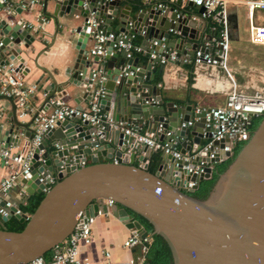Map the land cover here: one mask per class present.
<instances>
[{
    "label": "water",
    "instance_id": "water-1",
    "mask_svg": "<svg viewBox=\"0 0 264 264\" xmlns=\"http://www.w3.org/2000/svg\"><path fill=\"white\" fill-rule=\"evenodd\" d=\"M53 2V15H67L69 26L74 19L71 10L78 11L81 20L69 30L75 37L76 51L71 66L62 73L51 72L33 59L34 67L41 71L36 82L44 95L41 108L46 111L48 100L61 92L73 94L76 106L82 108L80 102L92 100L94 92L102 88L100 106L112 121L123 122L125 128L137 131L147 122L149 133L161 125L176 136L181 151H194L202 145L205 112L193 114L191 105L179 106L162 99L159 87L152 84V62L138 66V57H126L123 49L115 51L112 41L106 42L103 58L88 56L87 45L93 41V34L87 19L94 13L109 32L117 18L118 30L146 33L149 40L156 42L152 46L155 54L174 63L177 60H172L169 52L174 51L176 58L193 56L208 22L200 19L198 23L186 13L177 16L174 7L155 9L150 2L135 1L132 7L123 8L119 7L122 0H87L85 5L84 0ZM22 4L28 6L30 2L22 0ZM186 5L193 6L191 2ZM195 7L199 13L203 11L202 7ZM20 12L21 8L16 7L0 17V63H12L15 71L26 74L30 68L25 66L23 54L34 38L26 24L15 19ZM169 29L178 31L176 38L170 37ZM158 60L157 56L153 61ZM68 88L70 92H66ZM0 102L3 108L10 106L7 113L0 109L2 145H22L23 152H32L26 177L18 175L9 191L19 189L26 196L43 193L29 215L16 212V206H11L7 215L0 214L2 222L11 217L25 222L19 231L0 227V264H27L53 252L82 216L108 211L102 202L105 199L114 201L118 218L126 227L137 229L141 238H150L151 234L130 211L150 222L153 233L167 242L173 264H264V113L254 128L252 118L249 119L250 137L240 143L207 196L198 198L190 193L201 180L212 177L213 167L205 166L203 174H188L183 165L193 167L195 161L162 154L161 163L152 173L146 164L135 162V154L148 151L147 145L107 121L91 125L67 118L46 129L39 144L32 146L33 122L41 108L28 120H20L12 98L0 95ZM189 134L193 136L191 141L186 140ZM158 138L166 139L164 133H159ZM80 161L87 162L78 166ZM211 161L213 166L221 163L218 158ZM225 161L223 156L222 162ZM184 174L195 182L188 190L181 188ZM50 176L57 178L53 184L49 183Z\"/></svg>",
    "mask_w": 264,
    "mask_h": 264
},
{
    "label": "built area",
    "instance_id": "built-area-1",
    "mask_svg": "<svg viewBox=\"0 0 264 264\" xmlns=\"http://www.w3.org/2000/svg\"><path fill=\"white\" fill-rule=\"evenodd\" d=\"M86 1L84 0V5ZM177 1L139 0V2L152 3L155 9L163 10L168 7H174V10L177 11V16L180 15L179 13H182V16L186 13L195 20L202 19L208 22V19H211L217 23L216 26L207 24L206 28L211 33L210 36L207 35V31L199 35V44L193 56L186 54L181 57L182 59L180 58L183 64L192 63L193 78L196 81L197 76L209 70L210 72L213 71V77L216 80V91L225 94V100L220 105H196L193 107V114L205 112L204 125L202 127V145L194 151H181L176 146V137L171 131L163 129L161 125L156 128L154 133H142L131 127L125 128L123 122L112 121L100 106V99L104 96V90L99 88L94 92L92 100L88 101L86 106L82 108L63 103L57 97H52L47 102L49 107L53 108L51 112L47 113L41 108V105V109H37H40V111L33 122L34 136L31 140L32 146L39 144L46 129L55 127L58 121L67 118H77L80 121H87L91 125H99L102 121H107L110 126L120 128L124 133L131 135L135 141L146 144L150 151L171 154L175 159L185 162L195 161L196 163L193 167L183 165V169L187 170L188 174H203L205 166L213 167L214 162L211 159L218 158V161L222 162L223 156L226 160L231 158L234 149L250 137L249 119L258 118L264 113V87L254 86L247 82L245 88H242L231 73L228 66L230 45V30L227 23L228 10L230 5L246 7L248 21L247 39L251 44L264 46V0H179V5L176 4ZM29 2L33 4L38 2V0H29ZM189 2L202 7L203 11L200 14H192L191 11L184 10ZM181 6L183 7L182 9ZM11 9H13L12 0H0V10L4 13H9ZM87 23L90 24L91 33L93 34V41L87 48V55L90 57L98 56L103 58L107 48L106 42L112 41V48L115 51L123 49L128 58L133 57V53L137 52L147 56L152 65L157 62L160 64L167 62L164 56L156 55L155 49L152 47L149 50H144L138 45H133V33L106 32L103 22L97 20L94 13L89 14ZM129 24L131 25V23ZM27 27L30 26L28 25ZM169 32L178 33V31L173 29H169ZM154 44H156L155 41L152 42V46ZM157 56L159 60L153 61ZM169 56L172 60L176 59L174 51L169 52ZM221 72H223L222 75ZM20 74V72L15 71V65L12 63H0V95L13 99L17 117L20 120H24L25 116H29L32 110L29 101L36 92L37 85L26 84ZM101 78L102 76L100 75ZM247 88L251 90L248 91ZM196 119L189 121L187 123L188 126H191ZM181 126L183 127L184 123ZM159 133H164L166 139L160 140L158 138ZM2 144L0 143V159L6 166L8 173L0 180V214L7 215L11 206H16V212H21L19 207L8 199V192L15 184L18 175L23 178L26 177L32 152L31 150L16 151L12 143L6 147ZM85 163V161H80L78 166ZM182 178L184 179L181 187L183 190H188L195 183L187 179V174H184ZM48 179L50 184L57 180L54 176H50ZM102 202L107 206L108 211L114 207V201L111 199H105ZM99 213L101 214L100 211L96 212L95 216ZM95 216H82L72 233L53 249L49 259L43 256L37 257L27 264H87V258L81 256L80 244L90 243L92 238L91 226ZM149 239V237L141 238L139 231L131 228L122 246L125 248L138 247L140 253L122 264H143L142 254L146 251L145 242ZM102 253L107 261L106 264H114L109 261V250H105Z\"/></svg>",
    "mask_w": 264,
    "mask_h": 264
},
{
    "label": "crops",
    "instance_id": "crops-1",
    "mask_svg": "<svg viewBox=\"0 0 264 264\" xmlns=\"http://www.w3.org/2000/svg\"><path fill=\"white\" fill-rule=\"evenodd\" d=\"M135 0H122L120 3V8L124 6H131ZM233 2V1H231ZM13 9L21 8V12L15 15V19L21 20L26 24V26H30L29 32L33 36V41L27 48L24 50L25 54V66L29 69V72L26 74H20L24 79L26 84L34 85L40 78L41 71L36 69L33 65V59H37V62L44 68L50 70L51 72H63L66 68L72 65L74 58L76 56V51L74 50V42L75 37L70 34V28L73 25L77 24L81 19L79 18L78 11L71 10L74 19L69 26L68 16H54L53 12L54 2L53 0H43L38 1L33 4H29L28 6H24L22 4V0H12ZM238 6H232L230 11L234 12L233 24H228V27H234V29L239 28L237 22L236 8ZM177 8V7H176ZM183 7L181 6V9ZM184 10L191 11L192 14H200L198 9L193 6H187ZM229 11V10H228ZM56 12V11H55ZM4 14L2 10H0V17ZM236 15V16H235ZM77 17V18H76ZM102 21V20H101ZM198 23L201 21L198 19ZM103 22V21H102ZM227 23H229L227 21ZM103 25L105 26L104 22ZM118 26V19L115 18L112 21L111 31L116 33H121L122 31L118 30L116 27ZM232 29V28H231ZM233 29V30H234ZM208 32V28H206ZM172 38H176L177 35L173 32H170ZM211 34L210 32H208ZM236 33L239 35V31L236 30ZM133 40H137L140 42V47L144 50H149L152 47V41L148 39L146 33L137 32L133 33ZM214 34V33H213ZM148 44L146 45V42ZM92 42L88 43V47ZM41 50V51H40ZM44 53L41 54V52ZM143 55V54H141ZM133 57H137L136 55ZM147 57V56H146ZM182 59V58H181ZM180 58H176L177 63L174 62H166L164 64H160L157 62L156 64L151 66L153 70V85H157L160 90V95L162 99L166 101H173L175 104L179 106L191 105L192 111L193 107L196 105L202 106H216L223 103L225 100L224 96L217 94H207L206 90H215L216 91V80L214 79V72L207 71L206 73L197 76V81L193 78V82L191 84L188 83V71L182 63ZM102 61L106 62V59ZM148 58L146 63L148 62ZM146 63H142L141 59H138V66H144ZM96 63H94L95 65ZM159 65L160 69H155V65ZM158 72H160L159 77H157ZM57 77V82H59V76ZM229 82V81H228ZM220 84V83H219ZM218 84V85H219ZM223 85V84H222ZM225 86V85H224ZM66 92H70L68 88ZM55 97L62 100L63 103L76 105L74 102V95L68 93H56ZM44 95L38 91V87L36 92L30 98V107L32 108L29 116H25L24 120H28L31 115L37 111L38 108L41 107L43 103ZM88 101L83 100L80 102L82 107H85ZM2 103L0 102V109H2ZM5 113L10 110V106L8 108H3ZM53 110L52 107H48L46 110L47 113ZM3 117L5 114H1ZM147 122L140 125V131L142 133H149L147 131ZM151 133V132H150ZM176 137V136H175ZM193 138L192 135H188L186 137L187 141H191ZM23 142V141H22ZM2 143V141H0ZM13 145V144H12ZM177 148L181 149V146L176 141ZM16 151H23L22 145H14ZM154 151L137 152L135 154V162L136 163H144L148 164L149 158ZM87 161L90 160V157H87ZM142 158V160H140ZM86 161V162H87ZM8 171L6 166L3 164V161L0 159V180L7 175ZM38 194V193H34ZM33 194V195H34ZM31 196V195H30ZM29 196L23 194L19 191V189H12L8 192V199L11 200L18 207L21 204H24ZM115 208L112 207L109 211L101 212V214H97L92 222V238L89 244H80V253L82 257L87 258V264H106V260L103 256V251L109 250L110 252V260L114 264H122L132 258L135 255V248H125L122 246L123 241L130 233V228L126 227L125 223L122 222L115 213ZM2 221H0V226Z\"/></svg>",
    "mask_w": 264,
    "mask_h": 264
},
{
    "label": "trees",
    "instance_id": "trees-1",
    "mask_svg": "<svg viewBox=\"0 0 264 264\" xmlns=\"http://www.w3.org/2000/svg\"><path fill=\"white\" fill-rule=\"evenodd\" d=\"M138 1L139 0H135ZM208 25H217L216 22H213L211 19H208ZM133 45L140 46V42L137 40L132 39ZM142 53L134 52L133 56H137L138 59H141L142 63H146L147 57L145 55H141ZM188 71V83L191 84L193 82V65L192 63L183 64ZM156 70L160 69V66L157 64L154 67ZM159 77L160 72L157 74ZM259 121V118H258ZM258 124V123H257ZM240 145L236 147L234 155L226 160L225 162H221L219 165L213 166V173L212 177L209 179H203L199 182L198 188L191 192L190 194L198 197V198H204L207 196L208 192L210 191L211 187L213 186L215 180L217 179L218 175L227 167V165L231 162L233 157L236 155L237 151L239 150ZM162 153L159 151H156L151 154L148 164H147V170L154 173L159 164L162 161ZM43 197V193L34 194L28 197L26 202L24 204H21L19 206V210L26 214H31L40 200ZM130 213L133 215L135 219H137L145 230L148 231L149 234H151L150 239L145 242L146 251L142 254V259L145 264H173V257L171 250L167 244V242L162 238V236L153 233V226L150 222H148L144 217L140 216L139 214H136L135 212L130 211ZM25 225V222H19L18 219L15 217H11L9 220L2 222L0 227H5L8 230H21ZM139 248L137 247L135 249V255H139ZM52 255V252H47L43 256L46 259H49Z\"/></svg>",
    "mask_w": 264,
    "mask_h": 264
},
{
    "label": "rangeland",
    "instance_id": "rangeland-1",
    "mask_svg": "<svg viewBox=\"0 0 264 264\" xmlns=\"http://www.w3.org/2000/svg\"><path fill=\"white\" fill-rule=\"evenodd\" d=\"M234 5H230L229 11ZM239 28L229 27L230 45L228 66L236 82L245 88L247 82L254 86L264 87V46L254 45L248 41V21L246 7L236 8ZM230 26V24H229ZM234 29V30H233ZM236 30L239 31L236 33ZM223 72H221V75ZM250 91V88H247ZM207 94H217L225 97L222 92L206 90Z\"/></svg>",
    "mask_w": 264,
    "mask_h": 264
},
{
    "label": "flooded vegetation",
    "instance_id": "flooded-vegetation-1",
    "mask_svg": "<svg viewBox=\"0 0 264 264\" xmlns=\"http://www.w3.org/2000/svg\"><path fill=\"white\" fill-rule=\"evenodd\" d=\"M234 14H235L234 12L228 11V16H227V21L229 22L228 24H233ZM257 123H258V118L257 117L252 118L251 120L252 128H254L257 125ZM235 149L233 151L232 156L235 153Z\"/></svg>",
    "mask_w": 264,
    "mask_h": 264
}]
</instances>
